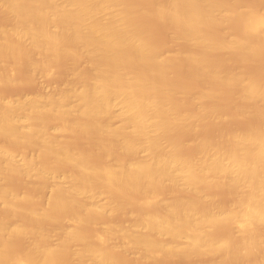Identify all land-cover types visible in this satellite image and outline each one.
Instances as JSON below:
<instances>
[{"label":"bare ground","instance_id":"6f19581e","mask_svg":"<svg viewBox=\"0 0 264 264\" xmlns=\"http://www.w3.org/2000/svg\"><path fill=\"white\" fill-rule=\"evenodd\" d=\"M241 1L0 0V264H264V0Z\"/></svg>","mask_w":264,"mask_h":264},{"label":"rangeland","instance_id":"374dc122","mask_svg":"<svg viewBox=\"0 0 264 264\" xmlns=\"http://www.w3.org/2000/svg\"><path fill=\"white\" fill-rule=\"evenodd\" d=\"M238 1V0H237ZM241 1V0H240ZM244 1V2H243ZM251 1V0H250ZM254 1V2H253ZM242 3H241V8H242V10L244 11V10H247V8L249 9H251L252 7H250L251 5L254 7V6H256L255 4H257V2H258V0H252L251 2H247V0H242L241 1ZM248 4V5H247ZM243 8H246V9H243ZM243 11H241V9H240V14L239 15H241V13H243ZM238 24H240L239 22H238ZM237 23L236 24H231L232 25V27L230 26V31H232V29H233V31L235 32V33H237L236 31H238V34H241L242 35V32H243V30L240 28L241 26H239ZM235 26V27H234ZM236 29V30H235ZM242 30V31H241ZM161 37H163L162 38V40H164V39H166L167 40V38H168V34L166 33V32H163V33H161L160 34V38ZM263 60V61H262ZM260 62H261V64H263L264 63V58L262 59ZM264 66V65H263ZM263 75H264V73H263ZM42 79V78H41ZM40 79V81L43 83V85H44V87L47 89V90H52V88H53V83H47V82H45L46 80L45 79H42L41 80ZM44 81V82H43ZM33 84V85H32ZM32 84H29L31 87H29L28 88V86L29 85H27V89H26V86H24V89H23V91H26V93L28 94V96H32V95H34V94H36V92H40L41 90L39 89V88H42L41 86H39L38 87V85H35V87H34V83H32ZM46 85V86H45ZM13 86H9L8 87V89L7 88H4V89H6L5 90V96L7 97V98H10V97H12V98H15V97H17V96H19V94L21 93V95H22V89H20V87L18 88V89H16V88H12ZM16 87H18V86H16ZM23 88V87H22ZM31 89V90H30ZM37 89L39 90V91H37ZM3 90V89H2ZM25 93V94H26ZM207 130H209V131H207ZM206 130V133L208 132V133H211V134H214V131H215V129H213L212 128V130L209 128V129H207ZM21 159V157H19V160ZM104 199V196L103 195H101L100 197H99V201H104L103 200ZM182 264H188V263H182Z\"/></svg>","mask_w":264,"mask_h":264}]
</instances>
